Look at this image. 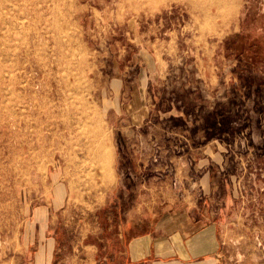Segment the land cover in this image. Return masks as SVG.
<instances>
[{
	"label": "rangeland",
	"instance_id": "obj_1",
	"mask_svg": "<svg viewBox=\"0 0 264 264\" xmlns=\"http://www.w3.org/2000/svg\"><path fill=\"white\" fill-rule=\"evenodd\" d=\"M171 193L264 264V0H0V264H115Z\"/></svg>",
	"mask_w": 264,
	"mask_h": 264
},
{
	"label": "crops",
	"instance_id": "obj_2",
	"mask_svg": "<svg viewBox=\"0 0 264 264\" xmlns=\"http://www.w3.org/2000/svg\"><path fill=\"white\" fill-rule=\"evenodd\" d=\"M168 195L153 209L149 206L133 209L132 214L124 217L117 202L103 207V211L112 210L111 217L107 216L111 236L120 243L126 241V245L115 250V264H218L216 256L200 255L201 246L194 242L198 229L206 221L203 215L199 218L201 209L187 195ZM142 227L153 230L135 235V229ZM152 249L154 258L148 260ZM121 259L124 261L120 263Z\"/></svg>",
	"mask_w": 264,
	"mask_h": 264
},
{
	"label": "bare ground",
	"instance_id": "obj_3",
	"mask_svg": "<svg viewBox=\"0 0 264 264\" xmlns=\"http://www.w3.org/2000/svg\"><path fill=\"white\" fill-rule=\"evenodd\" d=\"M15 6H16V5H15ZM16 7H17V6H16ZM33 21H34V20H33ZM2 58H3V57H2ZM2 58H1V59H2ZM103 157H104V156H103ZM103 157H102V158H103Z\"/></svg>",
	"mask_w": 264,
	"mask_h": 264
}]
</instances>
